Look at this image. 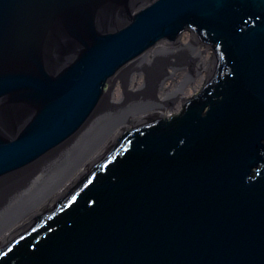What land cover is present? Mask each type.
I'll return each instance as SVG.
<instances>
[{"label":"water","instance_id":"95a60500","mask_svg":"<svg viewBox=\"0 0 264 264\" xmlns=\"http://www.w3.org/2000/svg\"><path fill=\"white\" fill-rule=\"evenodd\" d=\"M185 32L212 51L198 93L86 146L0 264H264V0H0V188L121 111L118 72Z\"/></svg>","mask_w":264,"mask_h":264},{"label":"bare ground","instance_id":"6f19581e","mask_svg":"<svg viewBox=\"0 0 264 264\" xmlns=\"http://www.w3.org/2000/svg\"><path fill=\"white\" fill-rule=\"evenodd\" d=\"M178 48V46H168L165 43L157 44L144 55L122 68L110 82L107 90V100L112 99L111 97L116 82L118 80H127L126 86L138 91L134 93L137 96H134L131 103L125 101V108L122 107L124 109L121 108L122 110L118 113L110 110L108 108L109 104L106 103V105L103 106L104 108L101 107L95 112L72 140L62 145V147L53 154L40 160L34 166L21 173L17 180L8 183V187L0 188V233H3V236H6L9 232L14 230L16 226L20 225L21 222L37 210L38 207H42L45 203L49 202L54 197L55 193L53 192L59 186L63 188L66 185L64 182L69 180L68 178L73 172L72 169L81 165L83 166V164L87 162L86 153L88 150L86 149L88 145H93L96 149L104 147L105 144L108 143V139L114 133L113 130L123 124L127 118L145 117L156 112L164 114V111L170 109L169 105H163V107L161 101H157L156 103H151L147 100L143 101L144 99H141L143 94L140 91L145 80L144 72L148 70L146 68L150 67L151 62L155 59L158 52L164 49L165 52L169 51V54L167 52L168 55L173 56L175 50ZM196 60L198 62L196 61L195 65V77L192 76V78H189L187 76L182 77L181 75L182 80L177 82L178 80L176 81L173 77L176 76V73L182 74V71L176 67L174 68L177 70L173 69L175 71L173 75L168 73V76H163V74L160 73V77L157 78L156 82L159 81L158 90L160 87H163L162 94L160 93V97L163 96L162 99L174 101L172 103H175L177 98L184 94L183 90L186 86L193 84V78L197 76L199 78V74L202 71L208 72L209 65L204 61L202 62L200 58ZM168 78L170 80L172 79L171 81L177 84L175 86L166 85L165 81ZM139 79H142V81ZM138 80L141 81L140 84L137 82ZM163 92L165 94H163ZM60 182L63 184H60Z\"/></svg>","mask_w":264,"mask_h":264},{"label":"rangeland","instance_id":"374dc122","mask_svg":"<svg viewBox=\"0 0 264 264\" xmlns=\"http://www.w3.org/2000/svg\"><path fill=\"white\" fill-rule=\"evenodd\" d=\"M183 34L184 35L180 41V44L174 45V46H178L179 48L175 50V53L173 56L168 55L169 51H167L168 52L167 54V52H165L164 49L160 50L158 52L159 55L157 54L155 59H153L150 67L146 68L149 70V75L147 78L144 75L145 80H144V84L141 87V91H140L143 94V96L141 97V99H144L143 101L147 100V101H150L151 103H156V101L158 100L162 102L161 104L162 106L163 105L167 106L168 104H172V101L162 99L163 96L160 97L161 95L160 92L163 91L162 89L163 87H160L159 88L160 91H159L158 90L159 81L156 82L157 78L160 77V73H162L163 76L167 75L168 73L173 75V72H175L173 69H175L174 67H176L177 69H180L182 71V77L187 76L189 78L190 77L192 78V76L196 75L195 65H196L197 58H200L202 62L203 61L205 62V60L207 59L208 60L212 59V51L210 49H206L205 47L201 45H195V44L191 45V42L189 40L190 34L188 32H185ZM158 61H160L161 63L160 66L157 65ZM206 73L207 71L206 72L202 71L199 74L200 75L199 78L198 76L196 78H193L194 79L193 84L186 86V88L183 90L185 94L182 97V99H187L195 95L196 93H198L199 89L201 88V85H203L204 83L203 81L206 76ZM182 77L178 73H176V76H174L173 79H175L176 81L177 80L179 81V80H182ZM139 80L142 81V79H139ZM139 80L137 82L140 84L141 81ZM126 82L127 80H118L117 85L115 84L114 86L115 88L113 90V94L111 97L112 99L108 100V103L116 104L120 108L119 110H122L125 108L124 107L125 101L127 102L129 101L131 103L134 97L132 94H134L135 92H138L136 89L134 90V88H128L126 86ZM165 84L171 86L173 82L169 80V81H166ZM163 94L165 93L163 92ZM180 106H181V102L179 100L176 105H172V108H170L168 111H164V113L166 112L165 114L169 116L174 115L180 111L181 109Z\"/></svg>","mask_w":264,"mask_h":264},{"label":"flooded vegetation","instance_id":"af4514ba","mask_svg":"<svg viewBox=\"0 0 264 264\" xmlns=\"http://www.w3.org/2000/svg\"><path fill=\"white\" fill-rule=\"evenodd\" d=\"M208 60V59H207ZM205 60V62H207V64L209 65V62H210V60ZM180 76L182 75L181 73H178ZM167 76H168V74H167ZM180 78V77H179ZM170 79L168 78L166 81H169ZM172 80V79H171ZM165 81V82H166ZM181 81V80H180ZM180 81H177V82H180ZM177 83H175V82H173V84L171 85V86H175ZM116 85H117V82H116ZM170 86V85H169ZM202 86V85H201ZM162 90V89H161ZM166 92V91H165ZM161 94H162V91L160 92ZM185 94V93H184ZM184 94L183 95H181L179 98H177V100L175 101V103H172L171 104V106H169V108H172V105H176L177 104V102L180 100V102L182 101V97L184 96ZM172 102H174V101H172ZM180 108H181V106H180ZM166 113V112H165ZM164 113V114H165Z\"/></svg>","mask_w":264,"mask_h":264}]
</instances>
